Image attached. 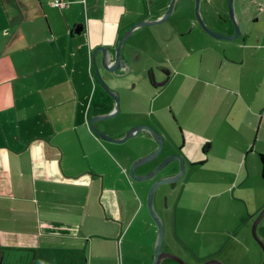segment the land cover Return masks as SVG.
<instances>
[{"label": "crops", "instance_id": "obj_1", "mask_svg": "<svg viewBox=\"0 0 264 264\" xmlns=\"http://www.w3.org/2000/svg\"><path fill=\"white\" fill-rule=\"evenodd\" d=\"M172 2L0 0V264L155 262L148 194L161 175L135 182L129 172L158 144L145 132L124 144L93 133L89 119L115 105L93 58L121 104L96 127L113 139L138 126L165 137L162 155L138 176L171 155L185 160L183 179L155 197L163 251L186 264L264 263L252 233L264 210V0H234L235 21L231 0H202L209 29L233 37L240 27L232 42L205 33L196 0H178L170 18L124 44L131 68L115 76L102 67L103 49L114 57L132 27L165 17ZM196 49L199 65L214 62L217 75L198 95L186 78ZM179 169L174 162L164 177ZM192 196L202 201L196 209ZM257 233L264 242V218Z\"/></svg>", "mask_w": 264, "mask_h": 264}, {"label": "water", "instance_id": "obj_2", "mask_svg": "<svg viewBox=\"0 0 264 264\" xmlns=\"http://www.w3.org/2000/svg\"><path fill=\"white\" fill-rule=\"evenodd\" d=\"M233 1L231 0V5H230V15L232 16V20L235 21L234 19V7H233ZM178 3V0H173V2L171 3V6L169 8V10H167L168 12L166 13L165 17H161L159 20L156 21H148V20H144L142 22H139L138 24H136L134 27H132L130 29V31L128 33H126V35H124V37L120 40L118 48H117V53L114 55V57H112L111 53L108 52L107 49H103L102 52L104 53V57L102 60V67L112 73V75H117V71H121L124 72L125 69L123 66H127L124 59V44L126 43V41L131 37V35L133 34V32L140 27H145V26H155V25H159L160 23H163L164 21H166L168 18H170L173 14V10H175L176 4ZM201 4H202V0H196V11H194L196 13V17L198 22L200 23V26L202 27V29L211 37L216 38V39H224V40H233L236 39L238 36H240L241 31H240V27L237 26V24L235 23V27H236V34L233 37H227V36H223L217 33L212 32L207 25L204 23L201 14H200V10H201ZM114 59V61H112V59ZM94 62V68H95V74L100 82V84L102 85L104 91L109 95V97H111L113 99V101H115V105H114V109L113 111H111V113H108L107 115H94L89 119V124L90 127L93 131L94 134H96L97 136H99L101 139H103L104 141H108V142H114L117 144H124L127 141H130L131 139H134L135 137H137L140 132H145L148 133L151 138L155 141V143L158 144V149L156 151H154L153 153H151L148 156L139 158L136 162L133 163V165L130 167V172H129V177L130 179H132V181L135 182H147V181H152V180H156L164 171H167L166 169H168L174 162H178L180 164V173L178 172L177 175H171V176H167V177H163L161 179H158L157 181H155L154 185L152 186L150 192H149V197H148V208L150 211V215L152 217V219L154 220V222L157 224L158 228H159V237H158V241L155 247V252H156V258H155V262L154 264H162V261L165 259H172L175 262L179 263V264H186L183 260H181L178 256L174 255V254H170V253H165L163 251V244H164V240H165V225L164 222L161 218V216L157 213L155 208V197H156V193L158 191V189L162 186L165 185H172V184H176L179 181H181L186 173V163L183 157H181V155H171L169 157H167L165 160H163L156 168H154L152 171H150L149 173L143 175V176H138V174L136 173V171L143 167V166H147L150 163L156 161L160 155H162V153L165 150V137L163 135H161L160 133H158L156 130L152 129L149 126H138V127H134L132 129H130L125 136L122 139H113L112 137H110L107 133H105L104 131L100 130L98 127H96L99 123L102 124V122H107L110 121L114 118H116L118 116V114H120L121 111V104H120V97L118 95L117 92L112 91L110 88H108V84L106 83V79L103 78L101 76L100 70H99V66L97 64V62L95 61V59L93 58L92 60ZM128 64V67H130V64ZM131 68V67H130ZM126 72V71H125ZM126 75V74H123ZM119 76V75H118ZM121 77V76H119ZM264 218V210L262 212H260V215L258 216V218L256 219V221L254 222L253 225V229H252V233H253V237L256 240V242L260 245V247L263 249L264 251V242L259 239L260 237L258 236L257 233V228L258 225L260 224V222L262 221V219ZM205 264H223L220 261H209ZM264 264V263H263Z\"/></svg>", "mask_w": 264, "mask_h": 264}, {"label": "rangeland", "instance_id": "obj_3", "mask_svg": "<svg viewBox=\"0 0 264 264\" xmlns=\"http://www.w3.org/2000/svg\"><path fill=\"white\" fill-rule=\"evenodd\" d=\"M212 32H214V31H212ZM214 33H217V32H214ZM217 34H220V33H217ZM220 35H223V34H220ZM223 36H227V35H223ZM194 37H195V35H194ZM227 37H230V36H227ZM212 39H215V38H212ZM223 40L215 39V41H223ZM224 41H228V40H224ZM228 42H232V41H228ZM201 51H202V49H196V53H195V55L193 56V59H192L193 65L192 64L191 65L187 64V65H189V66H186V68L188 70L187 77L185 76V74H184V76H183V74H181L182 77L184 78L183 80H185V77L187 78V80L189 81L190 85H192V87H193L192 91H194L196 93V95H198V93L196 92L197 90H198V92H201V91H203L205 89V86H209L210 85L207 81H205L207 76L211 77V78H209L210 80H215V78L217 77L216 68L213 66L214 62L211 65H209V67H207V68H204V67L199 65L198 58L201 57V54H202ZM213 51H215V50H213ZM190 53L194 54V52H190ZM195 87H196V89H195ZM202 105H203L202 109H196L198 113L204 111L205 103H203ZM165 175H166V173L163 172L161 174V178H163ZM232 180L234 181V176L232 177L231 181ZM166 186H169L171 188L174 187V185H166ZM163 187H165V186H163ZM192 197H193L194 208L196 209V207L199 204H202V201H201V198L197 199V197H194V196H192ZM261 251L263 253V250H261ZM263 255H264V253H263ZM4 264H16V261L12 260V259H9L7 257Z\"/></svg>", "mask_w": 264, "mask_h": 264}, {"label": "flooded vegetation", "instance_id": "obj_4", "mask_svg": "<svg viewBox=\"0 0 264 264\" xmlns=\"http://www.w3.org/2000/svg\"><path fill=\"white\" fill-rule=\"evenodd\" d=\"M162 72H163V74H164V79H168V78H170L169 76H170V73H171V70H169L168 68H162ZM153 74V72H151L150 73V75L152 76V78H155L154 77V74ZM157 77V76H156ZM156 79V78H155ZM107 83H108V81H107ZM154 83H156V84H160L161 82H158V81H156V80H154ZM109 84V83H108Z\"/></svg>", "mask_w": 264, "mask_h": 264}, {"label": "built area", "instance_id": "obj_5", "mask_svg": "<svg viewBox=\"0 0 264 264\" xmlns=\"http://www.w3.org/2000/svg\"><path fill=\"white\" fill-rule=\"evenodd\" d=\"M55 5H56L55 7H61V8L67 6V5H65V4H63V3H60V2H57Z\"/></svg>", "mask_w": 264, "mask_h": 264}, {"label": "trees", "instance_id": "obj_6", "mask_svg": "<svg viewBox=\"0 0 264 264\" xmlns=\"http://www.w3.org/2000/svg\"><path fill=\"white\" fill-rule=\"evenodd\" d=\"M262 164H263V177H264V155H261Z\"/></svg>", "mask_w": 264, "mask_h": 264}]
</instances>
